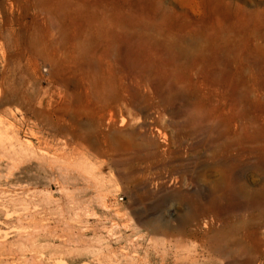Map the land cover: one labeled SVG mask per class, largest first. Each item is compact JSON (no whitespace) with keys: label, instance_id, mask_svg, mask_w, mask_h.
Segmentation results:
<instances>
[{"label":"rangeland","instance_id":"374dc122","mask_svg":"<svg viewBox=\"0 0 264 264\" xmlns=\"http://www.w3.org/2000/svg\"><path fill=\"white\" fill-rule=\"evenodd\" d=\"M258 100L264 0H0V264H264Z\"/></svg>","mask_w":264,"mask_h":264},{"label":"bare ground","instance_id":"6f19581e","mask_svg":"<svg viewBox=\"0 0 264 264\" xmlns=\"http://www.w3.org/2000/svg\"><path fill=\"white\" fill-rule=\"evenodd\" d=\"M242 20V19H241ZM242 23H244V24H246L247 23V21H245L244 19H243V22ZM129 26H130V29L131 28H137V24L134 22V21H131L130 23H129ZM254 31V30H253ZM233 34V33H232ZM229 35V34H228ZM255 35V34H254ZM254 35H252V36H254ZM133 38V37H132ZM142 38H143V36H142ZM229 38V37H228ZM135 39H137V38H135ZM143 40H144V44L147 42L146 41V39L145 38H143ZM226 40H227V38H226ZM225 50V49H224ZM262 51V50H261ZM250 94V93H249ZM246 96V95H245ZM249 96V95H248ZM252 104V103H251ZM255 107V109H259L261 112H263L264 113V102H262V101H260V100H258L254 105H253V108ZM262 129V128H261ZM263 233V232H262ZM263 235H264V233H263ZM261 253V252H260ZM246 254V253H245ZM246 256V255H245Z\"/></svg>","mask_w":264,"mask_h":264}]
</instances>
